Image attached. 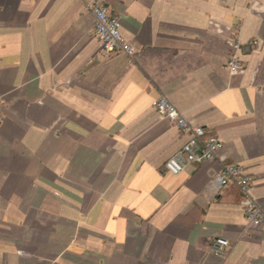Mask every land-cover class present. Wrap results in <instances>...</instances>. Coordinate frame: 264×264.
<instances>
[{"label": "crops", "instance_id": "1", "mask_svg": "<svg viewBox=\"0 0 264 264\" xmlns=\"http://www.w3.org/2000/svg\"><path fill=\"white\" fill-rule=\"evenodd\" d=\"M101 1L132 58L101 54L82 0H0V264H264L248 197L213 185L235 165L264 209V0ZM160 96L216 158L165 170L185 137Z\"/></svg>", "mask_w": 264, "mask_h": 264}, {"label": "built area", "instance_id": "2", "mask_svg": "<svg viewBox=\"0 0 264 264\" xmlns=\"http://www.w3.org/2000/svg\"><path fill=\"white\" fill-rule=\"evenodd\" d=\"M82 1L93 16V32L100 40L101 54L106 58L117 54L132 58L137 47L122 35L120 18L110 15L101 0ZM228 66L232 71L241 68L238 60L234 58L229 61ZM5 102L4 96L0 94V123L3 120L1 108ZM152 107L163 118L171 121L185 137L181 147L165 162L164 168L167 172L178 174L188 165L203 163L217 157L222 147L218 137L208 135L203 126L192 123L167 97H158ZM230 181L236 182L248 197L245 205L248 224L264 228V209L250 197V179L240 168L235 165L223 166L213 177L214 190ZM230 247L231 242L226 237L217 236L211 242L210 251L214 255L224 256Z\"/></svg>", "mask_w": 264, "mask_h": 264}]
</instances>
